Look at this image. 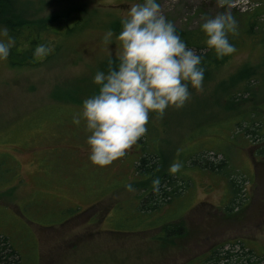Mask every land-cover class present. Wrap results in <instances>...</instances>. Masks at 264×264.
Masks as SVG:
<instances>
[{
	"label": "rangeland",
	"instance_id": "rangeland-1",
	"mask_svg": "<svg viewBox=\"0 0 264 264\" xmlns=\"http://www.w3.org/2000/svg\"><path fill=\"white\" fill-rule=\"evenodd\" d=\"M21 1L26 18L58 31L73 30L68 37L48 35L58 48L50 56H21L18 61L14 55V65L0 62V233L14 238L23 260L33 264L36 255L40 264H199L211 249L236 250L243 241L244 251L252 249L260 255L264 249V128L261 136H233L230 133H237V127L228 121L254 108L264 115V86L255 79L251 89L255 95L232 102L219 83L228 77L227 88L235 85V92H240L243 82L231 83L230 78L237 74L244 78L248 70L240 69L245 67L263 72L264 48L248 43L236 49L230 61L204 78L201 91L189 85L191 96L182 108L169 107L163 116L150 112L152 126L158 130L151 141L162 144L167 170L179 162L175 151L187 155L191 148L208 147L229 155L222 172L181 169L179 173L190 178L189 189L158 215L140 209L138 199L153 184H133L145 181L135 167L140 155L136 144L112 164L94 165L84 120L79 126L72 122L73 115L82 111L83 100L99 91L92 82L95 73L106 69L109 58L115 60L121 51L115 35L108 44L104 34L108 30L118 34L121 18L140 0ZM158 2L166 19L191 31L200 30L204 17L224 11L215 0ZM261 6L259 0H236L231 12L237 38ZM257 20L254 24L264 22V15ZM261 32L253 25L254 36ZM206 156L214 163L222 158L221 154ZM228 176L239 188L234 203ZM128 183L133 191L126 190ZM175 220L180 221L177 226ZM181 223L185 234L165 238L168 227L179 230Z\"/></svg>",
	"mask_w": 264,
	"mask_h": 264
},
{
	"label": "clouds",
	"instance_id": "clouds-1",
	"mask_svg": "<svg viewBox=\"0 0 264 264\" xmlns=\"http://www.w3.org/2000/svg\"><path fill=\"white\" fill-rule=\"evenodd\" d=\"M224 11L204 17L200 30L206 36V46L214 50L217 59L235 52L229 34L237 32V22L231 9L236 0H215ZM121 30H108L103 40L120 42L121 51L115 60L109 58L107 72L97 71L92 82L98 93L83 100L82 111L74 114L72 122H85L89 160L105 167L126 155L147 132L149 113L163 116L169 107L182 108L190 99L189 85L201 91L204 72L203 57L189 48L175 25L162 14L158 0L132 3L120 20ZM16 41L9 29L0 27V62L6 61ZM52 48L37 44L33 56L47 57ZM115 64V67H113ZM182 165L174 162L169 174L175 175ZM154 185L158 190L159 180ZM126 190L133 191L131 183Z\"/></svg>",
	"mask_w": 264,
	"mask_h": 264
},
{
	"label": "trees",
	"instance_id": "trees-1",
	"mask_svg": "<svg viewBox=\"0 0 264 264\" xmlns=\"http://www.w3.org/2000/svg\"><path fill=\"white\" fill-rule=\"evenodd\" d=\"M259 1L262 6L260 8H255V12L252 13L254 15V20L248 21V25L246 26L247 28L240 33L239 38L236 37V34H229V41L234 44L235 49L244 47L248 43L255 47L264 48V22H257L254 24L256 19H258L257 21H260L261 17L264 15V0ZM22 4L23 3L21 0H0V27L6 26L9 29V34L16 41L15 47L12 48L9 57L5 62L8 65H14V55L17 57L18 61L21 59V56L28 58L33 57L32 53L37 44L49 45L52 48V51L56 52L58 48L56 49L55 44L52 43V45L51 41L49 42L48 35L60 33L61 37H68L73 31L72 27L58 31L47 26L48 24H45V22H35L26 18V6H22ZM253 25L261 28L263 31L261 32L262 34L259 36H254L251 33ZM176 29L181 38L186 41L188 47L202 55V67L205 69L204 78H210L220 66H223L228 61H230L232 54L225 56L222 59H217L214 50L209 49L206 46V36L201 30L198 29L191 31L177 27ZM50 55L51 54H49V56ZM113 67H115V64H113ZM104 68L106 69H103L102 71L107 72L109 66H105ZM240 70H248V74H246L244 78L240 76V74H237V76L233 75L230 78L231 83H234V81L243 82L244 87L241 88L242 90L240 89V92H235V85H232L230 90L227 88L228 77L221 80L219 83V87L223 94H227L226 98L232 100V102H234V100H239V98H243V96H248L250 98L253 97L255 92L251 91V89H253L255 79L262 81L261 85L264 86V71L254 73L250 71V68L246 67ZM229 106L232 108V105ZM252 111L253 112L250 113L242 112L237 115V118H233L228 121L234 126L235 129L237 127V133L234 130L230 133V135H262L261 130L264 128V115L256 108H254ZM153 117L154 114L149 113V122L147 124V132L143 137L144 140L142 138L136 143L135 146L137 152L140 151V155L138 157L139 159L138 161H135V167L137 172L140 175H143L145 181L143 184L140 181L134 182L133 184H137V186L142 185L144 187L153 184L151 189L145 193V196L139 198L138 201L140 202L141 210H146L151 213L156 212L159 215L162 211H164L165 205L168 202H170L172 199L174 201L177 196L181 197L182 194L187 189H189L188 180L190 178L181 175L179 172L175 175L169 174L167 170L168 165L166 163V158L165 155H163L162 144L157 145V142L156 144H153L151 141L153 139V133H155L154 136H156L158 133L156 127L152 126L154 123ZM157 126L160 128L158 124ZM229 128L231 129L232 127ZM160 130L162 131V128H160ZM161 139L162 138H160V140ZM227 146H234V144L229 143ZM196 149L197 148H191L190 151L187 152V155H185V153L182 151H175V160L179 159L178 163L182 165V170L185 168L195 167L202 170H210L212 172H222V168L229 164V155L224 150L215 151L213 149H208V147H199L198 151H196ZM209 150L214 151L215 154H211ZM219 154H221L222 158L216 163L212 162V160L208 159V156H206L215 155V157H218ZM233 174H235V172H231L230 175ZM229 176L226 177V179L230 192L232 195H234V197H232L233 200L231 199L232 203H234L235 199L237 198L239 188L236 186L233 179L229 180ZM157 179L159 180L158 190H156V186L153 183ZM183 179H185V182ZM180 182L182 183L179 184ZM0 184H2V182ZM72 214L73 213H70L68 216ZM182 215H184V213ZM61 221L63 220H60V222ZM176 223H180V221L175 220L173 222L175 226H177ZM183 224L184 223H181V225L178 224V226H180L179 230H175V228L171 226L168 227V230H166L168 235H166L165 238H173L185 234L186 228L183 226ZM160 225L162 224L160 223L158 225L151 226L156 228L160 227ZM238 246L239 248L236 250L234 247L228 248L226 250H219L215 247L210 250L209 254L200 258L199 264H264V249L259 255L258 252L252 251V249L249 251H244L247 248V243L245 241L241 242V244ZM18 249L19 247L16 245V242L12 236L0 233V264H28L26 261H24L25 258L20 255ZM256 255L259 256V259L256 258ZM32 257L33 264H40L39 256L32 255ZM253 257L256 259L253 260Z\"/></svg>",
	"mask_w": 264,
	"mask_h": 264
}]
</instances>
